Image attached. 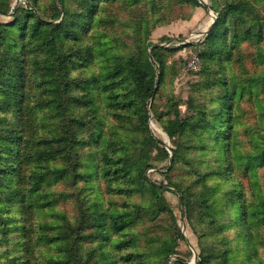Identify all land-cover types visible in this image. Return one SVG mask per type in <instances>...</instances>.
Instances as JSON below:
<instances>
[{
    "label": "rangeland",
    "instance_id": "374dc122",
    "mask_svg": "<svg viewBox=\"0 0 264 264\" xmlns=\"http://www.w3.org/2000/svg\"><path fill=\"white\" fill-rule=\"evenodd\" d=\"M197 1L0 0V264H264V0Z\"/></svg>",
    "mask_w": 264,
    "mask_h": 264
},
{
    "label": "trees",
    "instance_id": "16d2710c",
    "mask_svg": "<svg viewBox=\"0 0 264 264\" xmlns=\"http://www.w3.org/2000/svg\"><path fill=\"white\" fill-rule=\"evenodd\" d=\"M195 2H198L197 0H193ZM213 9L216 11L219 6L216 4V5H212ZM0 15L2 16V20L4 23H11L14 21L15 17H16V14L15 12H9V11H5V10H0ZM220 27V21H217L215 22V24L213 25V28L212 30L209 32V36H212V35H215L218 31ZM157 47V46H155ZM156 59V62L158 64H160V61H159V58H155ZM146 90L148 91L149 95L152 94V91H153V87H152V84H150L149 86L147 85L146 86ZM26 107L23 106V110H25ZM156 142L158 143V145L162 146L164 144V142L160 141V140H157L156 139ZM171 149L172 151L174 152V154L177 153V147L174 145V146H171ZM163 184V183H162ZM240 211L242 212V216L245 218L246 216H249L247 210H246V207L245 206H241L240 208Z\"/></svg>",
    "mask_w": 264,
    "mask_h": 264
},
{
    "label": "water",
    "instance_id": "95a60500",
    "mask_svg": "<svg viewBox=\"0 0 264 264\" xmlns=\"http://www.w3.org/2000/svg\"><path fill=\"white\" fill-rule=\"evenodd\" d=\"M204 5H206V7H208L207 3H205Z\"/></svg>",
    "mask_w": 264,
    "mask_h": 264
},
{
    "label": "crops",
    "instance_id": "0c3cea01",
    "mask_svg": "<svg viewBox=\"0 0 264 264\" xmlns=\"http://www.w3.org/2000/svg\"><path fill=\"white\" fill-rule=\"evenodd\" d=\"M209 30V29H208ZM208 30H205V32H207Z\"/></svg>",
    "mask_w": 264,
    "mask_h": 264
}]
</instances>
